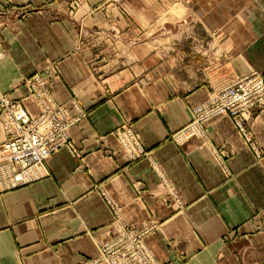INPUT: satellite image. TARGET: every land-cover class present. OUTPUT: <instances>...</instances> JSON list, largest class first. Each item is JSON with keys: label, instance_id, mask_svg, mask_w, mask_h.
<instances>
[{"label": "crops", "instance_id": "obj_1", "mask_svg": "<svg viewBox=\"0 0 264 264\" xmlns=\"http://www.w3.org/2000/svg\"><path fill=\"white\" fill-rule=\"evenodd\" d=\"M3 1L9 0H0V89L13 90L58 63L50 79L55 97L78 96L89 116L72 131L82 157L62 149L37 180L0 190V264H85L98 254L113 220L100 186L133 225L160 222L147 243L163 264H263L264 158L255 159L228 117L211 121L206 138L179 146L169 137L211 90L251 71L264 74V0H124L130 22L115 8L121 0H82L78 11L73 0H11L10 10ZM177 5L183 16L161 32L177 38L166 43L172 51L160 61L162 71L153 73V18ZM109 14L117 24L106 22ZM195 38L217 49L216 61L211 52L193 51ZM79 47L85 51L73 52ZM98 48L130 52L122 63L97 55ZM13 96L39 113L25 89ZM127 123L153 150L170 187L148 160L123 157L113 131ZM251 124L264 147V110ZM7 137L0 125V145ZM215 151L228 156L229 177Z\"/></svg>", "mask_w": 264, "mask_h": 264}, {"label": "built area", "instance_id": "obj_2", "mask_svg": "<svg viewBox=\"0 0 264 264\" xmlns=\"http://www.w3.org/2000/svg\"><path fill=\"white\" fill-rule=\"evenodd\" d=\"M35 77L36 85L29 84L28 94L40 108L38 115L30 112L23 99L17 101L9 92L0 89V125L9 132L8 139L0 145L1 191L10 189L6 188L9 185L16 188L38 179L42 166L63 148H70L77 157H81L69 136L73 121L77 120L71 117L65 105L54 99L41 78ZM223 93L220 107L209 117L232 112L238 118L243 111L264 107V75L251 71ZM236 122L253 148L252 136L245 135V122L239 119ZM127 134L122 144L130 149L132 135ZM107 203L117 220V232L99 245L98 255L91 257L87 264H163L147 245V233L141 235L133 231L115 204L108 199Z\"/></svg>", "mask_w": 264, "mask_h": 264}, {"label": "rangeland", "instance_id": "obj_3", "mask_svg": "<svg viewBox=\"0 0 264 264\" xmlns=\"http://www.w3.org/2000/svg\"><path fill=\"white\" fill-rule=\"evenodd\" d=\"M3 4L6 6L5 8H7V10L15 8V6L13 5V2L11 0H9L7 2L3 1ZM115 4H116L115 8H117V10L120 11L121 16L126 21L130 22L132 20V18L128 12L127 7L125 6L124 0H121L119 2H115ZM81 6H82V0H73L71 10L72 11H78ZM178 6L179 5L175 6L168 14L166 13V16H163L159 20H157V18H153V20L156 19V21L153 22V28H152L151 38H150V39H152V45H153L152 51H151L152 52V58H153V65H152L153 66V73H160L162 71V66L160 64V61L161 60L163 61L162 58H166L168 56V54L172 51L170 49V47L167 48L166 43H169L172 40H175L177 38L176 36H172V35L169 36V34H162L161 32H162V28L166 24L167 25L175 24L176 21H178L183 16V7L180 5L181 9H178ZM116 19L117 18H114L111 14L106 16V22L108 24H111V25L118 23ZM8 22H11L10 19H8ZM170 28H174V26L172 25ZM185 32H187V33H185V36L190 34V32H188V31H185ZM197 32L198 33H196V31H195V33L197 35H202L201 29H199ZM140 35H143V33ZM137 36H139V35L137 34ZM192 36H194V35H192ZM195 37H197V36H195ZM139 38H140V36H139ZM179 38L181 40L185 39V38L182 39V36ZM90 39L94 40V37L93 38L91 37ZM83 40L87 41V39H83ZM193 40H194V38H193ZM198 40L200 43L197 42ZM201 40L202 39H200V38H195L196 42H195V44H193V48H194L193 51H195L196 53H199L201 56L210 55V53H208V52H211V56L213 58L215 56L213 61H216L215 52L217 49H214L212 46L208 47L207 45H203ZM75 51L84 52L85 50L83 48L79 47L76 50H73V52H75ZM90 51H91V49H90ZM93 51L97 52L98 53L97 55L102 56L103 58L109 59V60L115 59L117 56H119L120 61L122 63H123V61H125L128 58L126 53L130 52V50L112 49V48H109V49H99L98 48V49H94ZM174 58H175V56H174ZM154 60H155V63H154ZM122 63H119V64H122ZM57 64H53V65L45 68V71H43L41 73H34L32 75L25 76L13 88V90L8 91L9 95L18 101L19 99L15 98L13 96L14 91L16 89L23 88L26 91V97L28 99H30L31 97L28 94L29 84L30 85H33V84L36 85V83H35L36 77L35 76H37V77L41 78V80L44 82L45 87L47 86L50 94L54 97L55 100H57V98L55 97V94L52 91L51 85H50V79H51L52 74H54V73L59 74L60 67ZM107 65L103 64L104 67H106ZM166 65L169 66V64H166ZM103 66H98L97 68H102ZM163 66H165V64ZM258 73H260V72H258ZM261 74H263V73H261ZM244 76H241V77L234 79L227 86L211 90V94L209 95V97L205 101L193 105L191 107V117H190V121L188 122V124H186V126L181 128L180 130L173 132L171 134V136L169 137V140L180 146L185 141H187V139L192 138V137L206 138L207 131H208V124L211 121L217 120L218 118H221V117H228L232 121V123L234 124L235 129L237 130L238 134L241 136L244 143L249 148V150L251 151V153L253 154L255 159L260 162L264 158V147L259 143V141L257 139L256 132L253 129L252 124H251V120H252L253 115L255 114L256 110H259V109L264 110L263 106H261V107L256 106L249 112L243 111L239 115L238 118H236L232 114V112H229V113H226L223 115L218 114L217 116L214 115L215 117L214 116L209 117L210 116L209 114L211 112L215 111L218 107H220V105L222 103V98H220V96L222 94H224L223 92L226 91V88L229 87L230 85L234 84V83L236 84V81L239 80L240 78L242 79ZM146 83H149V82H146ZM58 102H60V104L65 105L66 108L69 110L71 117L77 120L76 122L73 121L74 124L70 128L69 136H70L72 142L74 143V146L78 148L76 141L73 137L72 131L75 127L79 126V124H81L83 121H85L88 118L89 110L86 108L85 104H83V102L76 95L70 96L67 100H62V101L59 100ZM38 114H40V108H39ZM237 119L245 122V124H246L245 135L249 136V134H250L252 136V139H253L252 145H253V148H255L256 150L253 149L250 146V144L246 141L243 131L240 130V127H239L238 123L236 122ZM127 133H130L132 135V140L130 142L132 147L130 146V149H126V146H123V144H122V142L125 141L126 136L128 135ZM113 134L117 138L118 144L121 147L120 152L122 153L124 158L128 159L131 163L139 162V161L145 160V159L148 160L151 164L153 171L157 173L160 184H163V185L170 187V185H171L170 180L165 175H163V173L162 174L160 173L163 171H161V169L158 168V164H155L156 161L154 158L153 150L147 148V146L145 144H143L142 137H141L140 133L135 129L133 124H128V123L123 124V125L119 126L118 128H116L113 131ZM8 137H9V132H8ZM8 137H7V139H8ZM63 149H68L75 154L74 150H72L70 148H63ZM78 150L81 152V157H82V155H83L82 150H80L79 148H78ZM215 154L217 156L216 158L218 160V164L222 168L225 175L227 177H229L230 176V170L228 168V164H229V160H227L228 156L225 154V156L222 157L221 156L222 153L218 154V151H215ZM75 156H76V154H75ZM223 158H226V159H223ZM44 170H45V167L42 166L40 174H45ZM164 178H165V181H164ZM6 188H10V189H6L4 191H9V190L14 189V188H12L11 185L6 186ZM136 189L138 191L140 190L138 187ZM98 190H99V194L102 196V198L106 202V204H107V206H108V208L112 214V218H113L110 229H109L108 236L110 238H112L110 235L117 232V230H116L117 220L115 219V216H114L113 212L111 211L109 204L107 203V199L115 204V208L119 211V214H121L124 221L127 222L126 225L128 227H130L131 229H133V231H135L136 233L141 234V235L147 233L145 235V240L147 243L148 237L151 236L155 232V230H157L159 228L160 222L158 220H150V221H147L145 224H143L141 227H137V226L133 225L132 223H130L129 221L126 220V218L122 212L121 206L113 198H111V196L107 193V191L104 188H102V186L98 187ZM169 195H170L171 199L175 202V204L178 205L179 208L184 207V203H183L182 199L180 198L179 194L174 190V188L173 189L171 188ZM108 236H107V238H108ZM232 237L233 236H231V238ZM147 245H148V243H147ZM99 247H98V252H99ZM96 255H98V254H96ZM91 257H94V256H91ZM91 257L87 258V260L85 261V264H87L88 260H90Z\"/></svg>", "mask_w": 264, "mask_h": 264}, {"label": "water", "instance_id": "obj_4", "mask_svg": "<svg viewBox=\"0 0 264 264\" xmlns=\"http://www.w3.org/2000/svg\"><path fill=\"white\" fill-rule=\"evenodd\" d=\"M264 264V263H263Z\"/></svg>", "mask_w": 264, "mask_h": 264}]
</instances>
